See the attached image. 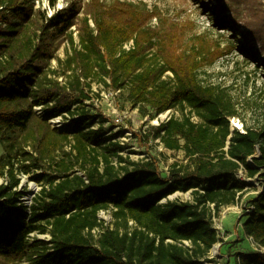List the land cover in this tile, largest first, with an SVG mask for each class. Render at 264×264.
<instances>
[{
	"label": "trees",
	"instance_id": "trees-1",
	"mask_svg": "<svg viewBox=\"0 0 264 264\" xmlns=\"http://www.w3.org/2000/svg\"><path fill=\"white\" fill-rule=\"evenodd\" d=\"M37 1L0 0V257L28 264H203L218 242L212 217L247 185L241 170L263 182L243 230L264 247V130L231 131L232 101L201 86L199 60L174 55L131 6L86 11L76 46L72 28L82 0H66L59 10V0H46L50 16L34 9ZM64 40L70 54L61 83L50 64ZM93 83L127 92L131 107L150 108V118L177 108L182 117L160 123L153 137L182 151L186 163L172 164L162 178L153 160L121 154L117 135H107L108 120L87 104ZM52 118L70 119V129H52ZM17 171L41 185L29 208ZM176 192H190L192 201L168 200ZM100 212H110V225ZM237 264H264V252L239 254Z\"/></svg>",
	"mask_w": 264,
	"mask_h": 264
},
{
	"label": "rangeland",
	"instance_id": "rangeland-1",
	"mask_svg": "<svg viewBox=\"0 0 264 264\" xmlns=\"http://www.w3.org/2000/svg\"><path fill=\"white\" fill-rule=\"evenodd\" d=\"M117 3L131 6L146 16V27L156 34L159 41L165 40L173 48L174 55L186 54L199 60L201 64L197 80L201 86L224 93L235 106L237 115L229 119L231 131L264 130V63L261 61L264 60V0H82L81 13L72 28L76 46L85 12H92L97 7L108 9ZM64 7L66 0H59L56 9ZM34 9L45 11L48 16L53 13L46 0H38ZM232 13L236 16H232ZM219 22L226 24L224 29L217 25ZM90 26L93 28L91 21ZM154 51L152 49L150 52ZM68 54L70 50L64 40L50 64V69L55 71L61 83L65 82L63 63ZM166 76L172 78L170 73ZM90 97L87 101L89 108L92 113H98L108 120L105 125L107 135H117L113 142H119L124 147L121 154L133 161L153 160L162 178H166L172 164L186 163L182 151H169L153 137L154 129L160 123L170 117H182L177 108L150 118L153 115L150 108L131 107L127 92L117 93L97 83L92 84ZM59 120L62 128L70 129V119ZM192 120L199 122L196 117ZM48 124L60 131L57 123L48 121ZM64 151L68 152V147ZM3 154L0 145V158ZM59 155L62 156V153ZM255 156H258V149ZM248 161L252 164L251 159ZM241 171L242 182L247 185L234 205L221 208L214 217L216 226L220 225L222 231L218 242L202 260L203 264H237L239 254L264 252V247L255 244L244 233L243 224L247 215L241 216L238 212L240 205L247 206L255 198L261 178L258 175L247 178ZM15 175L19 181L18 188L26 192V204H32L41 185L31 181V175L18 171ZM4 182L0 179V184ZM168 200L192 201V195L190 192H176ZM99 218L104 226L112 222L110 212H100ZM95 233L98 235V231ZM0 264L28 263L25 259L0 257Z\"/></svg>",
	"mask_w": 264,
	"mask_h": 264
},
{
	"label": "built area",
	"instance_id": "built-area-1",
	"mask_svg": "<svg viewBox=\"0 0 264 264\" xmlns=\"http://www.w3.org/2000/svg\"><path fill=\"white\" fill-rule=\"evenodd\" d=\"M132 46H133L132 42H129V43H127V44L124 45V49H125V50H129V49L132 48ZM127 47H128V49H126ZM117 93H118V92H117ZM34 112H35L39 117H42V118L45 117V111L43 110L42 107H34ZM48 121H51L52 123H57V124H58V125H57V129H59L60 131H63V130L66 129L65 126H64L63 128L61 127V123H60L59 118H52V119H50V120H48ZM239 175H240V176H239ZM239 175H238L239 180L243 181V180H242V177H241V175H242V171L239 172ZM240 177H241V178H240ZM262 185H263V182L261 181V185H260V187H259V189H258V191H257V194L261 192V190H262ZM21 201H22V203H23L25 206H27L28 208L31 206V204H30V205H27V204H26V202H25V198H24V197L21 199ZM210 207L213 208V205H210ZM238 208H239V209H238V212L240 213L241 216H244V214L248 216V215L253 211V206H252L250 203H249L247 206H242V205H240ZM212 228H213V230L215 231V233H216V235H217V237H218V239H219V235H220L222 229H221V226H220V225L216 226L214 216L212 217ZM29 237H30L31 239H33V238L45 239L44 237H46V235L31 234ZM251 240H252V239H251ZM182 244H183L185 247H190L189 242H187V241L182 242Z\"/></svg>",
	"mask_w": 264,
	"mask_h": 264
}]
</instances>
